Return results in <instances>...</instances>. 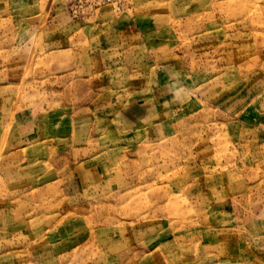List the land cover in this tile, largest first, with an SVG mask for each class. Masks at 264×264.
<instances>
[{
  "label": "rangeland",
  "instance_id": "1",
  "mask_svg": "<svg viewBox=\"0 0 264 264\" xmlns=\"http://www.w3.org/2000/svg\"><path fill=\"white\" fill-rule=\"evenodd\" d=\"M83 5L0 0V264H264V0Z\"/></svg>",
  "mask_w": 264,
  "mask_h": 264
},
{
  "label": "built area",
  "instance_id": "2",
  "mask_svg": "<svg viewBox=\"0 0 264 264\" xmlns=\"http://www.w3.org/2000/svg\"><path fill=\"white\" fill-rule=\"evenodd\" d=\"M125 0H83L84 8H97L104 5L113 4L118 11L121 10V6Z\"/></svg>",
  "mask_w": 264,
  "mask_h": 264
},
{
  "label": "crops",
  "instance_id": "3",
  "mask_svg": "<svg viewBox=\"0 0 264 264\" xmlns=\"http://www.w3.org/2000/svg\"><path fill=\"white\" fill-rule=\"evenodd\" d=\"M95 21H96V19H95ZM140 113H141V112H140ZM140 113H139V114H140Z\"/></svg>",
  "mask_w": 264,
  "mask_h": 264
}]
</instances>
